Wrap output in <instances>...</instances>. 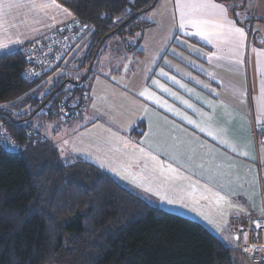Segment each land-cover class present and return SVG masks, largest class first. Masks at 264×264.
Segmentation results:
<instances>
[{"label":"crops","instance_id":"crops-1","mask_svg":"<svg viewBox=\"0 0 264 264\" xmlns=\"http://www.w3.org/2000/svg\"><path fill=\"white\" fill-rule=\"evenodd\" d=\"M202 2L227 7L228 18L245 30L243 46L213 25L205 28L216 33L210 43L188 35L194 29L178 27L176 0H158L152 19L141 18L145 24L136 34L119 36L120 51L105 41L100 53L106 60L99 61L104 72L94 67L97 57L87 77L89 101L67 129H90L91 137L118 149L123 159L117 160L125 161L117 164L121 174H135L121 180L125 185L154 197L160 207L161 200L188 210L183 214L232 248L234 264H260L241 252L236 230L263 220L264 141H255L253 126L264 125V48L251 42L247 23L225 0ZM211 11L203 18L222 21ZM75 17L59 0H0V43L9 45L3 51L21 49ZM113 76L126 79L124 94H117Z\"/></svg>","mask_w":264,"mask_h":264},{"label":"trees","instance_id":"trees-1","mask_svg":"<svg viewBox=\"0 0 264 264\" xmlns=\"http://www.w3.org/2000/svg\"><path fill=\"white\" fill-rule=\"evenodd\" d=\"M59 1L87 28L71 49L80 46L86 67L103 37L136 34L155 0ZM65 58L30 80L21 49L0 52V123L22 145L14 152L0 140V264H234L232 248L201 222L150 203L90 160L60 159L45 127L68 122L47 107L66 86L62 74L48 86Z\"/></svg>","mask_w":264,"mask_h":264},{"label":"built area","instance_id":"built-area-1","mask_svg":"<svg viewBox=\"0 0 264 264\" xmlns=\"http://www.w3.org/2000/svg\"><path fill=\"white\" fill-rule=\"evenodd\" d=\"M87 32L84 23L76 16L73 20L54 27L21 48L28 62L24 75L32 80L51 72L71 51L76 41ZM90 98L87 80L70 83L56 92L47 107L60 115L63 120L71 121L77 118ZM255 141H264V125L253 126ZM0 140L7 144L11 151H19L22 145L2 123H0ZM11 141L12 143H8ZM15 148V150H12ZM239 237L241 252L249 254L254 262L264 264V211L263 220L259 223L247 222L236 230ZM247 234V239H245Z\"/></svg>","mask_w":264,"mask_h":264},{"label":"rangeland","instance_id":"rangeland-1","mask_svg":"<svg viewBox=\"0 0 264 264\" xmlns=\"http://www.w3.org/2000/svg\"><path fill=\"white\" fill-rule=\"evenodd\" d=\"M229 6L232 8V10L237 14L239 13V18L247 23L248 29L251 32V42L252 43H257L261 45L264 48V0H225ZM147 10L142 13H140L139 17L144 19L146 17H150L151 11ZM140 34V39H142V31L139 32ZM119 34H114L111 35L110 37L107 38L106 44L109 46L112 45L115 49L113 50H118L120 51L121 47H118V41L117 39L119 38ZM115 43V44H113ZM76 48L74 51L76 52L73 55V58L69 60H64L62 62V65L58 70L49 77V82L48 86L52 83V80L59 74H62L64 78L67 80H78L82 75H85L86 72L88 71V66H81V62L83 60L82 54L83 50H77ZM124 55L121 53V56ZM75 56V57H74ZM106 60L105 56H102L100 53L97 60H96V65L94 66L96 69L101 70L103 68V64L101 63L99 65V61ZM90 63V62H89ZM98 63V64H97ZM89 65V64H88ZM99 65V66H98ZM128 68V65L125 66ZM134 69L138 70V66L136 63L133 66ZM136 70V73H137ZM104 72V70H101ZM143 72V71H142ZM139 72V75L142 73ZM109 78V77H108ZM110 79V78H109ZM112 81H115V83L118 85V92L121 91L123 94L126 92V89H124L126 86V79L123 77H114L111 78ZM70 83L67 82L66 85H69ZM114 86V85H112ZM116 87V89H117ZM123 88V89H122ZM2 105H0L1 109ZM45 109V108H43ZM102 112V111H101ZM105 117V116H104ZM108 119V118H107ZM107 119L105 121H107ZM40 122L39 118H33L29 123L36 125ZM57 126L55 130L52 129V125L56 122H49L46 124V137L49 138L51 141H53L56 145V148L58 150V156L60 159L65 162V163H73L76 161L77 155L79 153L84 154L86 158H89L91 160H97L95 164H97L102 170L108 171L112 175L116 176L120 180H126L128 179V176L131 178H134V175L131 170H127L128 176L125 178L122 174L120 169L117 167V164L121 162L122 165H124L125 161H119L117 158L123 159V155H121L118 151V149H114L110 145H104L102 142H100L98 139H95L91 136L93 134H90V129L88 130H68V123L58 121L57 119ZM76 121L72 122L74 124ZM66 142V143H65ZM101 151H104L105 154L101 153ZM109 161H111L113 169L110 167ZM99 163V164H98ZM109 169V170H107ZM111 171V172H110ZM78 172H80L78 170ZM81 173H83L81 171ZM122 176V177H121ZM125 184V183H124ZM127 186V185H126ZM131 189L135 190L140 196H142L144 199L149 201L150 203H155L153 200H156L149 194H144L138 190L137 187H130ZM137 188V189H136ZM159 204V203H158ZM164 209L177 212L180 214H183L184 212H188V210L185 209H180V208H172L168 206V204L162 202L160 200V204ZM185 215V214H183ZM192 215V214H189ZM186 216H188L186 214ZM189 217V216H188ZM250 258V255H246Z\"/></svg>","mask_w":264,"mask_h":264},{"label":"snow or ice","instance_id":"snow-or-ice-1","mask_svg":"<svg viewBox=\"0 0 264 264\" xmlns=\"http://www.w3.org/2000/svg\"><path fill=\"white\" fill-rule=\"evenodd\" d=\"M176 7L179 9L180 12V22L178 27L181 29H186L188 26H191L194 29V31L189 32L188 35L197 36L200 39L210 43L212 41L213 36L216 35V33H210L206 31L205 28L209 25H213L215 28L218 29H226L227 32L235 38L238 45L243 46V42L246 38L245 30L244 28L237 27L235 20L228 18L227 15L228 9L225 5L202 2V0H176ZM208 9L212 10L210 13L211 15L222 17L223 18L222 21L204 19L203 17L208 14L207 13ZM125 11H131V9H126ZM237 16H239V13H237ZM119 19L120 17H117V21ZM146 19H152V18L146 17ZM14 43H20V41H15ZM8 47L9 45L0 43V51H3ZM193 51H199V50L193 49ZM161 75L167 76L168 73L164 72L163 69H161ZM169 78L175 81V77H169ZM176 82L179 83V81ZM152 83L158 87L164 88V86L161 85L157 80H153ZM164 91L167 92L169 91V89L164 88ZM146 94H147V90L140 93V95H146ZM172 95H175V93H172ZM149 98L151 99L153 97L149 96ZM185 103L187 102L185 101ZM189 107H191V105H189ZM189 122L192 123V121ZM8 143H12V142L9 141ZM5 147L7 148V144H5ZM12 150H15V148H13ZM148 191H151V189H148ZM237 239H239V237H237ZM245 239H247V234H245Z\"/></svg>","mask_w":264,"mask_h":264},{"label":"water","instance_id":"water-1","mask_svg":"<svg viewBox=\"0 0 264 264\" xmlns=\"http://www.w3.org/2000/svg\"><path fill=\"white\" fill-rule=\"evenodd\" d=\"M156 2H157V0H155V1L151 4V6H150L149 8H147L146 10H149V9L153 8V7L155 6ZM108 36H110V35H107V36L103 37L102 40H101V42L99 43L98 47L95 49V51H94V53H93V55H92V58H91V60H90V63H89V65H88V71L86 72V74H85L83 77H81L80 79H78V80H70V79H68V80H66V82L77 84V83H79L81 80H83V79H85V78H87V77L89 76L90 71H91V67H92V64H93V61H94V59L96 58V55H97L98 52H99V49H100V47H101V44L104 42V40H105L106 37H108Z\"/></svg>","mask_w":264,"mask_h":264}]
</instances>
